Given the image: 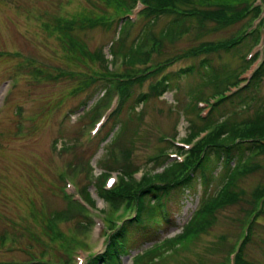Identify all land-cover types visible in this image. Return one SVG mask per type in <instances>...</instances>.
Masks as SVG:
<instances>
[{"label": "rangeland", "instance_id": "374dc122", "mask_svg": "<svg viewBox=\"0 0 264 264\" xmlns=\"http://www.w3.org/2000/svg\"><path fill=\"white\" fill-rule=\"evenodd\" d=\"M240 2L243 3L239 7H245L251 0ZM260 2L256 0L254 5ZM139 9L131 15L135 23L128 27V45L137 41L146 20L137 19ZM260 9L257 18L247 15L229 26L206 21L188 24L189 31L173 42H164L162 51L148 45L152 60L135 66L129 73L124 70L122 58L114 59L110 51L112 41L118 39L114 26L76 29L74 35L82 45L76 39L67 42L53 24L58 19L79 21L88 12L94 16L102 10L112 14V6H106L105 0H0V264H64L67 256L73 259L70 264H86L102 253L108 232L105 215L110 209L98 194L103 174L108 172L104 179L107 189L120 180L127 168L125 164L136 169L133 172L137 180L147 174H162L171 163H182L193 147L197 150L198 143L210 138L211 128L191 143L185 142L191 120L197 126L203 123L202 118L191 113L192 104L197 103L200 115L206 117L221 95H233L247 82L244 79L251 78L264 56L263 43L239 52H228L225 47L253 30L259 21L264 22V2ZM171 19V15H162L153 31L159 33ZM204 42L210 46L184 55L186 50ZM102 54L109 60V69L119 75L138 71L144 76L146 67L159 62L164 65L141 84L133 85V99L127 104L134 109L124 106L117 123L112 122L111 116L120 97L116 80L102 75L106 62L97 57ZM208 57L214 65H227L241 74L239 82L231 86L226 83L222 88H202L199 75H176L180 69L198 65ZM165 76L171 79L166 91L158 98L139 103L138 96L149 92ZM137 77L139 74L134 79ZM109 89L113 99L101 106L95 116L96 102L107 96ZM199 92L202 95L197 98ZM249 93L255 98L246 105L227 103L214 113L216 121L228 116L244 121L245 126L238 130L243 136L254 126L256 111L263 108L264 79L259 91ZM120 122L126 126L115 142L112 137L120 129ZM179 146L183 147L182 153ZM127 148L129 156L123 151ZM251 163L255 164L254 170L239 178L238 201L218 207L214 222L197 231L196 238L176 241L189 229L186 224L206 201L205 197L216 196L221 189L225 171L221 165L207 186L198 182L186 191L180 207L170 201L174 224L161 231L159 238L136 243L123 255L122 264H233L256 199L259 193L264 195V153L251 159ZM109 176L116 182L108 187ZM80 188L89 192L93 208L82 200ZM63 189L85 204L88 213L74 209ZM67 208L77 212H66ZM56 212L62 214L61 219L54 217ZM134 215V210L126 213V217ZM250 230L245 256L255 264H264V212Z\"/></svg>", "mask_w": 264, "mask_h": 264}, {"label": "trees", "instance_id": "16d2710c", "mask_svg": "<svg viewBox=\"0 0 264 264\" xmlns=\"http://www.w3.org/2000/svg\"><path fill=\"white\" fill-rule=\"evenodd\" d=\"M139 1H141L143 5V8L138 14L139 20L142 18L146 20L139 36H137V41L128 45L126 43L127 39H125L126 34L128 33V27L134 24V22L129 19L128 14L133 11ZM240 1L241 0H105L106 6H112V14H107L102 10L99 15L94 16L93 12H88V14L84 13L79 21L58 19L53 24L63 33L67 42L73 43L72 39H76L78 44H80L81 41L74 35L76 29H86L88 27L110 29L114 26V30L116 29L115 31L118 32V39H116L115 42L112 41L110 48L111 54L114 59L117 57L122 58L124 61V70H128L127 72L130 73L135 66L145 64L152 60V57L149 56L148 45L151 47L156 46V48L158 47V51H162L164 42H173L176 38L183 36L189 31L188 24H192L193 22L202 24V21H206V23L213 22L223 27L231 25L237 18L242 19L247 15L253 14L254 19L260 15V5L261 3L263 4L264 0H261L260 4L257 5H254L256 0H251L249 4H245V7H239L243 3ZM166 14L171 15L172 19L166 28L156 33L153 31V26L162 15ZM259 22L249 33L240 36V39L238 41L236 40L237 42H230L226 47L224 46L225 50L228 52H239L241 49H245L246 47L253 48L261 43L264 35V22ZM81 44L84 45L83 42ZM209 46L208 42H204L200 47L186 50L184 55L195 54V50L197 51L200 50L199 48ZM97 57H100V59L106 62L105 70L102 72V75L106 77L105 79L116 80V90L119 93L120 101H118L117 108L113 110L111 117H113L112 122L117 123L124 106L129 109H134L133 105L127 104L133 99V85L136 82L141 84L146 80L149 74L155 73L156 71L159 72L164 65L159 62L156 65L148 66L149 68L146 67L147 70H144H146L147 74L144 76H140L141 74L138 71L132 75L129 73L119 75L109 69V60L105 59L104 54H102V56L97 55ZM112 61L113 60H111V62ZM112 65L114 66V61ZM244 68H246V63L244 64ZM149 69L150 71L148 72ZM137 74H139V77L134 79ZM183 74L199 75L202 80L200 83L202 88L209 85L214 86V88H222L226 83H229V86H231L239 82V73H234V71L228 69L227 65H214L209 57L201 60L198 65L192 64L176 72V75L179 76ZM240 75L241 74H239V77ZM97 76L98 75H94L95 78ZM172 79L174 78L172 77ZM263 79L264 56L251 78L244 79V81L247 82L233 95H221V100H216L208 116H201L197 103L194 102L192 104L191 113L193 112L194 117L196 114V118H202L201 120L203 123L197 126L195 121L191 120L192 128L189 135L185 138V142L187 144L191 143L198 134L206 132L210 128L213 133L209 136L210 138L207 141H204L202 144H197V150L193 147L190 155L186 157L182 163H171L162 174H154L153 176L147 174L140 180L134 178L133 171L136 169H132L131 165L125 164L127 168L123 169V175L120 176V180L115 186L110 189L105 188L104 182L108 172L103 174L98 194L110 207L105 215V219L108 222V232L106 234L107 244L102 253L90 258L86 264H100L101 262L103 264H122L123 255L130 252L136 243L140 241L149 242L159 238L161 231H166V229L174 224L173 220H171V211H173V208L169 206L170 201H173L177 205L176 207H180L182 205L181 201H183L182 197H184L186 191L189 192L198 182L207 186L209 182H212V178L214 177L212 174H214V171L219 165L225 170L222 175L223 183L221 189L216 196L205 197L206 201H202L201 206L193 213L191 220L187 222L186 227L189 229L187 231L185 230L186 232H183L182 236L176 241L184 240L186 237L188 238L190 236L189 240L196 238L197 231L204 230L203 228L209 227L214 222L217 217L216 209L218 207L223 206L226 202L234 203L238 201L239 192L237 187L239 178L247 171H253L255 164L251 163V159L255 158L260 153H264V105H262L263 108L261 110L258 109L254 114L255 124L251 128L248 127L250 129L247 131L246 136L241 135L240 133L242 132L238 131L245 126L244 121H235L230 118V116L221 122L216 121L217 117L214 116V113H217V111L227 103L246 105L247 101L255 98V95L253 96L249 92L259 91ZM90 80L92 79L90 78ZM102 80L104 79L102 78ZM169 80L171 79L165 76L158 84L151 86L149 92L140 94L138 96V102H147L150 98L160 97L168 88L170 84ZM106 81L111 83L109 80ZM105 85H107V83ZM202 88L200 90L201 92L203 91ZM111 92L110 89L107 90V96L96 102L94 106L95 116L99 113L98 109H100L101 106L103 107L107 101L109 104L113 99L112 96H110ZM220 93H222V91H220ZM201 95L202 93L199 92L197 98H200ZM200 101L202 100H197V102ZM221 115L224 117L223 115L225 114L221 112ZM125 126V123L120 122V129L118 132L115 131L112 137H115V142L120 138ZM248 128H246V130ZM179 150L182 153L183 147L179 146ZM123 151L127 156L130 155L128 148ZM80 193L91 206L94 205V200L90 198L89 192L85 188L80 189ZM172 194L173 198H171ZM260 194L261 193H259L256 199L257 201L255 200V209L250 214V225L244 232V240L240 243L239 251L236 254L235 261L233 259V264H255L247 260L244 250L246 240L251 236L250 229L253 222L264 212V195ZM65 195L68 197L67 199H69L70 204H73L72 207L74 209L78 211L82 209L83 214L88 213L87 208L76 201H72L67 193ZM74 209L71 208L68 210L67 208L66 212L76 211ZM131 210L135 211V215L126 217V213ZM119 211L120 214L118 215ZM53 215L54 217L56 216V218H62V214L60 215L59 212ZM85 217L86 216L83 218ZM53 221H56V219ZM90 226L91 224H89V227ZM72 260L70 256H67L64 264H70Z\"/></svg>", "mask_w": 264, "mask_h": 264}]
</instances>
